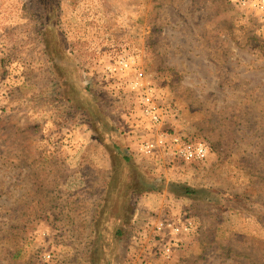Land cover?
<instances>
[{"label":"rangeland","instance_id":"rangeland-1","mask_svg":"<svg viewBox=\"0 0 264 264\" xmlns=\"http://www.w3.org/2000/svg\"><path fill=\"white\" fill-rule=\"evenodd\" d=\"M162 134L208 157L142 152ZM130 176L159 189L130 196L124 223ZM0 264H264V9L0 0Z\"/></svg>","mask_w":264,"mask_h":264},{"label":"built area","instance_id":"built-area-1","mask_svg":"<svg viewBox=\"0 0 264 264\" xmlns=\"http://www.w3.org/2000/svg\"><path fill=\"white\" fill-rule=\"evenodd\" d=\"M237 2L241 5L251 4L255 7L264 9V0H237ZM129 67V62L126 59H121L119 65L117 66H110L113 71L118 70L122 74H125ZM142 75L143 73L140 72L139 76ZM140 109L144 120L148 121L151 125L160 123L161 113L150 94H147L142 98L140 102ZM140 148L143 153L148 155H154L159 150H162L164 152H170L173 155L187 161H202L205 160L209 154V148L205 141L192 140L181 135L162 134L156 139H145L141 143ZM166 226L171 227L175 232L179 231V228L172 223L166 224L163 221L156 225V229L161 231L166 228ZM170 252V247H166L164 253L167 257H170Z\"/></svg>","mask_w":264,"mask_h":264},{"label":"trees","instance_id":"trees-1","mask_svg":"<svg viewBox=\"0 0 264 264\" xmlns=\"http://www.w3.org/2000/svg\"><path fill=\"white\" fill-rule=\"evenodd\" d=\"M113 132H115V131H113ZM119 141L121 144L119 142H113V146L115 147V149H117V153H116L115 158L117 157V160L119 161L120 164H123L125 166L129 165V166H133L134 168H136V165L134 164V162H132L133 158L131 157V155L126 153L127 147H125L122 144L120 139H119ZM113 159H114V157H113ZM131 177L132 176H130L129 180H127L125 182V189L124 190H126V192L132 191V193L130 192L128 194V200L127 199L125 200V203H124L122 209L120 208L119 212L117 213V215L119 216V219L121 218V220H123L124 223L130 222L131 218H132V214H133L134 207H133V205L129 204L130 203V200H129L130 196L138 195V194H142L145 192H149V191L159 189L158 185L154 181H151V180L144 181V182L136 181L134 178L132 179ZM116 182H117V176L113 175L111 177L110 183H113V185L112 184L111 185L115 186ZM114 189H111V187H109V191L106 194V201H108L107 198L111 196V192ZM182 190H185L186 193L197 192L196 190H192L189 187H184V189H182ZM117 232H119L118 229H117Z\"/></svg>","mask_w":264,"mask_h":264}]
</instances>
